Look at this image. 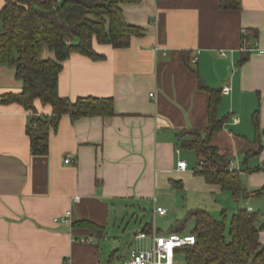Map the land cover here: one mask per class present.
Here are the masks:
<instances>
[{
	"label": "crops",
	"instance_id": "obj_1",
	"mask_svg": "<svg viewBox=\"0 0 264 264\" xmlns=\"http://www.w3.org/2000/svg\"><path fill=\"white\" fill-rule=\"evenodd\" d=\"M221 1L119 4L126 23L143 35L122 49L94 43L103 56L98 61L71 54L58 76L60 97L111 100L113 114L62 116L44 156L30 151V113L0 102V264H116L134 210L150 212L155 226H168L156 227L162 234L194 209L217 220L224 215L227 224L238 210L250 209L257 226L264 223V0H239L234 9ZM4 4L0 0V10ZM243 29L253 32L257 48L251 52L240 51ZM42 57L54 54L44 49ZM184 58L209 89L221 92L217 117L226 120L211 145L239 174L245 199L206 183L195 153L180 147L181 132L204 133L208 126L209 95ZM21 89L14 68L0 66V101ZM34 108L51 115L39 100ZM68 157L74 162L64 164ZM179 161L186 170L178 169ZM158 209L164 215L155 214ZM67 211L70 224H58ZM79 222L102 228L103 236L74 226ZM188 223L192 229L193 220ZM186 228L176 233L191 235ZM258 239L264 245V227ZM145 245L148 240L134 238L128 252Z\"/></svg>",
	"mask_w": 264,
	"mask_h": 264
},
{
	"label": "trees",
	"instance_id": "obj_2",
	"mask_svg": "<svg viewBox=\"0 0 264 264\" xmlns=\"http://www.w3.org/2000/svg\"><path fill=\"white\" fill-rule=\"evenodd\" d=\"M138 0H5L0 10V66L14 68L15 76L22 81L17 94H6L1 103H15L30 113L26 134L34 156L48 152L50 130H56L59 120L67 115L71 120L82 117L109 116L113 114L111 100L92 97L70 101L58 94V76L63 62L71 54H79L93 61L103 59L93 44L110 45L116 49L127 48L132 37H140L143 30L126 23L121 3ZM225 9L239 8V0H222ZM44 49L54 54V59H43ZM184 64L196 76L198 88L209 95L208 126L204 133L188 130L179 134L180 147L193 151L198 160L197 173L206 183L227 191L235 200L245 199L247 193L237 172L228 170L229 161L218 154L211 145L215 132L221 129L224 119L217 117L221 101L220 90L209 89L190 62ZM39 100L51 107L50 116L38 115L34 102ZM258 130V116H253ZM200 163L202 165L200 166ZM193 220L190 234L195 236L193 246L178 250L182 264H264V245L258 239L257 215L240 209L229 223L202 210L188 212L176 221L169 233L181 232ZM74 226L87 228L100 238L104 232L89 222ZM151 227L146 225L144 231Z\"/></svg>",
	"mask_w": 264,
	"mask_h": 264
},
{
	"label": "built area",
	"instance_id": "obj_3",
	"mask_svg": "<svg viewBox=\"0 0 264 264\" xmlns=\"http://www.w3.org/2000/svg\"><path fill=\"white\" fill-rule=\"evenodd\" d=\"M253 32L243 29L241 32V48L242 52H251L257 48V44L252 42ZM220 56H224L221 52ZM197 62V58L192 60V64ZM179 154V150L176 151ZM74 160L72 157L64 159V164H71ZM202 163H200V166ZM179 170H186L185 161L177 163ZM78 200V198H75ZM248 211H251L250 209ZM163 210H155V214L164 215ZM60 225H68L71 222V212H65L56 220ZM149 232L138 231L135 234L136 241L148 240V245L133 249L129 252L127 264H175L177 252L183 247L193 246L196 243V238L193 235H179L178 233L162 234L158 232L155 224H151ZM89 242V241H88Z\"/></svg>",
	"mask_w": 264,
	"mask_h": 264
},
{
	"label": "rangeland",
	"instance_id": "obj_4",
	"mask_svg": "<svg viewBox=\"0 0 264 264\" xmlns=\"http://www.w3.org/2000/svg\"><path fill=\"white\" fill-rule=\"evenodd\" d=\"M152 223V216L151 213H144L143 211L134 210L130 212V214L126 218V222L123 226V228L126 230V237L125 241L123 242V245H120L119 251L116 254V259L114 263L116 264H127L129 259V246L130 242L134 239V235L136 232H138V228ZM191 223H188L187 230L191 229ZM161 231H167L168 226H164V224H161L159 221L156 222V226ZM138 230V231H137ZM127 243V244H125ZM175 264H182V260L178 257H176Z\"/></svg>",
	"mask_w": 264,
	"mask_h": 264
},
{
	"label": "water",
	"instance_id": "obj_5",
	"mask_svg": "<svg viewBox=\"0 0 264 264\" xmlns=\"http://www.w3.org/2000/svg\"><path fill=\"white\" fill-rule=\"evenodd\" d=\"M263 227H264V223L258 226V230H262Z\"/></svg>",
	"mask_w": 264,
	"mask_h": 264
}]
</instances>
